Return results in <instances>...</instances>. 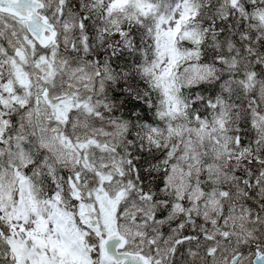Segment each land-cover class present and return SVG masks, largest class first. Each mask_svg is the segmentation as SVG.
Returning a JSON list of instances; mask_svg holds the SVG:
<instances>
[{
	"label": "snow or ice",
	"instance_id": "1",
	"mask_svg": "<svg viewBox=\"0 0 264 264\" xmlns=\"http://www.w3.org/2000/svg\"><path fill=\"white\" fill-rule=\"evenodd\" d=\"M0 264H264V0H0Z\"/></svg>",
	"mask_w": 264,
	"mask_h": 264
}]
</instances>
